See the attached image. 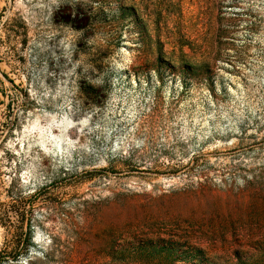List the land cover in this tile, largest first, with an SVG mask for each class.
Here are the masks:
<instances>
[{
	"label": "rangeland",
	"instance_id": "374dc122",
	"mask_svg": "<svg viewBox=\"0 0 264 264\" xmlns=\"http://www.w3.org/2000/svg\"><path fill=\"white\" fill-rule=\"evenodd\" d=\"M0 264H264V0H0Z\"/></svg>",
	"mask_w": 264,
	"mask_h": 264
}]
</instances>
